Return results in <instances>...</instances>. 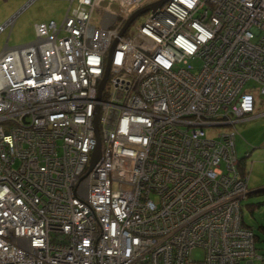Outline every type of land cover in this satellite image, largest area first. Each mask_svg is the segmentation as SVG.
I'll return each instance as SVG.
<instances>
[{
  "label": "built area",
  "instance_id": "2783aa9c",
  "mask_svg": "<svg viewBox=\"0 0 264 264\" xmlns=\"http://www.w3.org/2000/svg\"><path fill=\"white\" fill-rule=\"evenodd\" d=\"M68 1L0 54V264L261 260L222 128L264 106V0H169L122 37L157 0Z\"/></svg>",
  "mask_w": 264,
  "mask_h": 264
},
{
  "label": "crops",
  "instance_id": "0c3cea01",
  "mask_svg": "<svg viewBox=\"0 0 264 264\" xmlns=\"http://www.w3.org/2000/svg\"><path fill=\"white\" fill-rule=\"evenodd\" d=\"M36 1H34L32 4H34ZM74 1L76 5L77 2L76 0ZM74 1L72 2V7L75 6H73ZM25 4L26 0H0V27L3 26L12 16L17 15L11 32L9 33L8 28L1 32H8L2 51L4 50L5 46H8L9 44L11 38L10 36L15 24H17L18 27H25L29 29L30 33L34 35V25L48 23L49 21L47 20L52 17L50 14H42L40 11L37 14L36 12H29L30 9H27L31 7L32 4L24 8ZM25 10L27 11L24 12ZM25 13H27L26 16H24ZM15 47L18 46L10 48ZM236 125H238L239 128L238 130L236 127L234 128L235 131L238 132V138H236L237 132L235 134V152L238 159H241L244 165V170L248 180L247 198H250L251 196H257L260 191L264 190V106L258 104L255 112L252 115L238 121Z\"/></svg>",
  "mask_w": 264,
  "mask_h": 264
},
{
  "label": "rangeland",
  "instance_id": "374dc122",
  "mask_svg": "<svg viewBox=\"0 0 264 264\" xmlns=\"http://www.w3.org/2000/svg\"><path fill=\"white\" fill-rule=\"evenodd\" d=\"M77 2V0H76ZM75 5V1L73 3V6ZM105 5V4H104ZM68 7V0H51V1H36L34 4L31 5L27 10L29 12H36V14L40 11L42 14L45 15H51L52 17L47 21H54L57 25H60L61 22L64 19L66 9ZM112 9H116V5L114 4L112 6ZM25 10L24 12H26ZM27 13H25L24 16H26ZM110 20V19H109ZM112 20V19H111ZM93 24L97 27L101 26V16L99 13L94 12L93 14ZM141 21H138V23ZM133 28L130 29L132 31ZM8 32H4L0 34V52L3 49L4 42L6 40ZM10 41L8 44V47H14V46H20L24 45L26 43L32 42L35 39V31L34 35L30 33V30L23 27H18L17 24H15L13 31L10 36ZM253 83H248L247 86H252ZM246 86V87H247ZM257 87V86H256ZM108 88V86H106ZM261 101L264 103V98H261ZM238 130V125L235 126ZM234 127V128H235ZM232 126L223 127L222 130H231L234 129ZM235 130V129H234ZM233 130V131H234ZM206 133H209L210 130L206 129ZM237 132V131H236ZM238 138V132L236 135ZM240 156V154H239ZM251 159V158H250ZM260 203L259 207H255L253 209V212L251 213L249 210V207L247 205L249 204H255ZM242 218L244 224L249 227L254 235L258 238V240L255 243V255L261 256V260L254 259L253 264H264V231L260 229V227H264V195L262 196H251L250 198H247L242 203ZM195 256H200L201 252L197 251L194 254ZM244 264V263H241Z\"/></svg>",
  "mask_w": 264,
  "mask_h": 264
},
{
  "label": "water",
  "instance_id": "95a60500",
  "mask_svg": "<svg viewBox=\"0 0 264 264\" xmlns=\"http://www.w3.org/2000/svg\"><path fill=\"white\" fill-rule=\"evenodd\" d=\"M167 1L169 0H157L143 8H141L140 10L136 11L135 13H133L128 19L127 21L125 22L123 28L120 30L119 32V37H122L123 34L125 33V31L128 29V27L130 26V24L140 15L146 13L147 11H155L156 9L160 8L163 4H165ZM117 41V40H116ZM116 41L113 42L110 50H109V54H108V58H107V61H106V70H105V74H104V78L102 80V82L100 83L99 85V88H98V94H100L101 90H102V87L106 81V78H107V75H108V71H109V67H110V56H111V53L113 51V48L116 44ZM96 138H97V148L93 154V158H92V162H91V167L95 164V162L97 161L98 159V155H99V147H100V143H99V138H98V135L96 134ZM264 191V190H262ZM246 264H253V262L249 261L247 262Z\"/></svg>",
  "mask_w": 264,
  "mask_h": 264
},
{
  "label": "trees",
  "instance_id": "16d2710c",
  "mask_svg": "<svg viewBox=\"0 0 264 264\" xmlns=\"http://www.w3.org/2000/svg\"><path fill=\"white\" fill-rule=\"evenodd\" d=\"M239 170H240V174L241 175H246V173H245V170H244V165H243V163H242V160L241 159H239ZM262 195H264V191H260L258 194H257V196H262ZM256 196V195H255ZM256 196V197H257ZM243 206V205H242ZM260 206V203H255V204H249V205H247V207H249V210H250V212L252 213L253 212V209L255 208V207H259ZM243 224H244V222H243ZM245 225V224H244ZM246 226V225H245ZM247 227V226H246ZM249 228V227H248ZM260 229L262 230V231H264V227H260ZM255 236V235H254ZM258 240V238L255 236V243H256V241Z\"/></svg>",
  "mask_w": 264,
  "mask_h": 264
}]
</instances>
